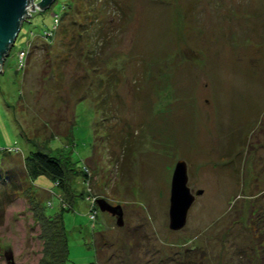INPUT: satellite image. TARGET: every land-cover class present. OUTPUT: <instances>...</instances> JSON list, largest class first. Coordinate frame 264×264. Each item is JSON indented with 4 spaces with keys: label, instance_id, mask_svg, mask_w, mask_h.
Masks as SVG:
<instances>
[{
    "label": "rangeland",
    "instance_id": "374dc122",
    "mask_svg": "<svg viewBox=\"0 0 264 264\" xmlns=\"http://www.w3.org/2000/svg\"><path fill=\"white\" fill-rule=\"evenodd\" d=\"M41 1L0 75V264H43L36 211L69 208L36 147L79 171L68 264H264V0ZM179 162L202 194L172 231Z\"/></svg>",
    "mask_w": 264,
    "mask_h": 264
},
{
    "label": "trees",
    "instance_id": "16d2710c",
    "mask_svg": "<svg viewBox=\"0 0 264 264\" xmlns=\"http://www.w3.org/2000/svg\"><path fill=\"white\" fill-rule=\"evenodd\" d=\"M27 62H28V57L26 58V64ZM26 68L27 67H24V69ZM73 129L71 130L73 131ZM68 134L71 135L73 134V132H70V130L68 129ZM57 137L62 138L63 136L59 134L56 136V138ZM67 151L71 152L70 150H67ZM49 152H46L43 149L41 150L40 148L36 147V152H32V155L29 158L25 159L24 161L25 171L27 175L35 182L39 183V179L46 178L49 181L48 185L50 187L53 188V186L56 185V187L59 190L65 193L63 195L62 204L65 206L67 205L69 208H71L72 200L71 198L69 200H66V197L70 196V195H66V193L69 194L68 186H69V180L71 176L74 174V172L78 173L79 171L76 170L74 161H70L71 166H69V163H67L63 159H60L59 156L53 155L51 152L50 153ZM71 157L73 160L74 156L72 153H71ZM2 167H4V165ZM1 172L3 171L1 170ZM6 174L7 173L5 174L0 173L1 180L5 181L4 175ZM7 176H9V174H7ZM11 182L13 184L15 181L12 180ZM22 188L23 187L21 185L16 186V187L13 186L12 191H11L13 194L11 195V197H14L13 196L14 194H20L24 192V189ZM6 196L10 197L9 193H5V191L3 192L0 190V204H1L0 216L3 211L2 207H3V204L5 203L4 201L7 200L5 199ZM55 201L57 202L56 199ZM50 204L48 205L49 207L47 206L49 209L56 208L55 206L56 204H53V203H50ZM43 207L45 208V205ZM47 207L45 211L43 212L40 211L41 207L39 209L40 213L36 211V217L38 219L37 224L40 227L39 239L43 243V251H44V259L42 260L43 264H68V259L70 255V242H69V237L67 235L65 222L63 219V214L66 211L69 212L70 209L69 208L63 209L64 206L63 207L61 206L62 210L60 208L61 212L59 214L49 215L47 213ZM1 223L2 222H0V224ZM97 248H98V251L96 252V255H99L100 259L103 261L105 258L104 251L98 246ZM45 255L48 257L50 261L49 263H45L47 260ZM104 262H105L104 264H108L106 262V259L104 260Z\"/></svg>",
    "mask_w": 264,
    "mask_h": 264
},
{
    "label": "water",
    "instance_id": "95a60500",
    "mask_svg": "<svg viewBox=\"0 0 264 264\" xmlns=\"http://www.w3.org/2000/svg\"><path fill=\"white\" fill-rule=\"evenodd\" d=\"M54 0H42L38 6L46 9ZM33 0H0V75L3 73V64L10 54L22 29V25L28 17V6ZM188 172L184 162H179L174 172L172 182V197L170 209V229L179 231L183 229L188 220L189 210L200 196L202 191L194 196L188 188ZM102 212H108L117 217L118 225H123L124 212L121 207H111L104 201H98ZM7 259L12 258V254L6 255Z\"/></svg>",
    "mask_w": 264,
    "mask_h": 264
}]
</instances>
